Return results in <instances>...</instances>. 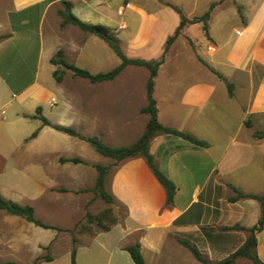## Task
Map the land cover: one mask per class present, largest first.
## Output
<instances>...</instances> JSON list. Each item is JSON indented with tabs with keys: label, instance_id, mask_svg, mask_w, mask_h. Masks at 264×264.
<instances>
[{
	"label": "crops",
	"instance_id": "obj_1",
	"mask_svg": "<svg viewBox=\"0 0 264 264\" xmlns=\"http://www.w3.org/2000/svg\"><path fill=\"white\" fill-rule=\"evenodd\" d=\"M235 1L243 10L213 9L207 33L203 22L188 24L180 32L188 37V28L198 26L212 41L206 56L195 54L199 73L182 74L172 66V75L155 77L160 123L207 144L199 147L166 134L152 140L150 154L176 186L173 202L168 204L166 189L143 157L145 162L139 157L124 160L114 166L107 182L109 195L125 211L123 217L112 208L107 216L105 209L100 215L104 221L96 219L97 230L80 231L74 245L66 246L59 231L0 211V264H72L73 251L76 264H135L127 252L135 244L145 264H198L180 240L210 262L222 261L243 246L247 232L226 228L251 229L261 217L259 201L231 198L237 192L264 195V137L256 136L264 133V0ZM63 2L82 23L109 29L128 59L144 61L160 60L180 27L174 8L192 21L217 4L211 3L203 14L194 9L185 15L179 5L166 6L163 0H0V195L33 207L38 220L57 228L64 226L57 219L59 210L70 213L64 195L92 193L95 167L108 163L89 144L55 127L77 132L85 125L112 142L139 120H131L127 109L123 114L122 104L117 115L109 107L119 91L125 101L138 95V86L121 83L131 68L112 81H88L86 98L81 90L85 79L51 63L62 53L67 63L92 75L121 64L104 40L63 25ZM222 33L223 41L217 37ZM177 40L170 47L173 56L179 51ZM210 45L215 52L208 51ZM211 69L232 85V93ZM55 72H64L61 83ZM144 107L136 109L137 117ZM38 108L50 126L36 118ZM118 147L128 146H113ZM75 158L83 163L60 162ZM257 256L264 264V228L257 234Z\"/></svg>",
	"mask_w": 264,
	"mask_h": 264
},
{
	"label": "trees",
	"instance_id": "obj_2",
	"mask_svg": "<svg viewBox=\"0 0 264 264\" xmlns=\"http://www.w3.org/2000/svg\"><path fill=\"white\" fill-rule=\"evenodd\" d=\"M62 6L64 10L60 12V16L63 19V25L66 24H72L76 27H78L83 32L98 36L102 40H104L109 47L114 51V53L118 56V58L121 60V64L113 69L112 71L105 73V74H98V75H92L89 71L85 69H81L79 67H76L74 65H71L67 63L62 53H58L56 55V58L51 61L53 65L56 66H62L66 71L72 73L75 77H80L82 79L88 80L89 82L96 84L106 81H112L114 80L118 75H120L126 68L129 66H138V67H144L149 71V78L147 81V106L141 110L142 113L148 114L150 116L149 122L147 124V127L145 129V132L143 135L131 146L128 147H119V148H113L110 146L105 145L102 143L98 138H81L80 135L71 128H64V127H55L56 130L63 132L69 136L81 138L86 143H88L100 156L104 158H108L115 163H120L124 160L135 158V157H143L158 181L162 184V186L167 191V201L168 204H171L173 202V198L176 192V186L159 170L158 166L156 165V162L153 158V156L150 154V144L152 140L159 136V135H173L180 137L191 144L199 147H207V144L205 142H202L196 138H194L192 135L176 131L171 128H167L163 126L159 119H158V110H157V103L154 99V85H155V77L158 74V71L160 67L165 63L166 54L168 53L171 45L174 43V41L179 36L181 30L188 24H194L198 22L204 23V31L207 33V24L206 22L210 18V13L213 10V8L216 6V4H212L207 11V13L201 17L194 19L192 21H189L185 18V16L182 14V12L174 8V10L180 15L181 23L180 27L174 34V36L170 37L167 41L166 48L164 55L162 58L158 61H144V60H134V59H128L122 52L119 43L117 39L114 37V35L103 26H93V25H87L79 21L77 18H75L70 11V5L66 2L62 3ZM211 71L216 74L221 80H223L230 93H232V85L229 84L220 74H218L215 70L211 69ZM64 77V72H55L54 78L58 83H61ZM38 116L36 118H39L43 121L44 125L50 126V123L42 117L41 109L38 108L37 110ZM37 133H34L32 138H35ZM257 137H264V133H258L256 135ZM60 162L62 164L65 163H73V164H81L83 163L80 159H61ZM97 171V179L96 184L93 192H98L101 197L107 202L112 203L113 198L105 192L104 187V179L106 172L108 171L106 167L102 165H97L96 167ZM237 192V191H236ZM238 198H248V199H254L260 202L261 204V217L258 221V224L251 229H244L242 227L236 226L233 228H226L227 230H243L247 232V239L242 247H240L235 253L227 257L226 259L219 261L215 264H234L236 260L243 258L250 260L253 264H263L260 259L257 256V234L262 231L264 228V195L262 196H255V195H244L240 192H237L236 198L231 199L232 201L237 200ZM0 211H4L7 214L14 215L21 217L28 221L29 223L34 224L35 226H38L40 228L44 229H55L52 226H48L44 224L42 221L38 220L35 217L34 208L31 206H22L15 202L6 200L0 195ZM180 243L188 248L194 257L202 264H210L203 255L200 253V251L190 244L187 241L180 240ZM127 252L130 254L132 260L135 264H145L144 258L140 251V245L135 244L131 245L127 248ZM46 260H50V258H47ZM12 264V263H7ZM72 264H76L75 262V252H72Z\"/></svg>",
	"mask_w": 264,
	"mask_h": 264
},
{
	"label": "rangeland",
	"instance_id": "obj_3",
	"mask_svg": "<svg viewBox=\"0 0 264 264\" xmlns=\"http://www.w3.org/2000/svg\"><path fill=\"white\" fill-rule=\"evenodd\" d=\"M219 1L220 0H197V3L195 4V0H163V5L165 4L166 6H172V5L177 4L179 5L178 7L181 8V10L183 11L185 15L189 11L194 10V9H195V13L203 14L204 12L208 10L209 5L213 2L217 3L216 6L213 8L214 11H218V12L225 11L228 13H233L234 11L241 12L243 10V8L240 7L236 3L235 0H222L220 3ZM229 21H230V25H233L234 23H236V21H234L231 16H230ZM187 32H188V37H190V39L192 40L195 48L192 49L190 47L191 41L186 35L180 34L178 36V40L176 43L177 47L179 48V51L178 52L176 51L175 52L176 54L173 56L172 51L169 49L168 53L166 54V59H165V61H167L165 63L166 65L164 64L161 67L160 72L158 73L160 78H163L168 75H172V71H173L172 66L178 67L177 69H179L180 73L182 74L199 73L197 71L198 65L195 62V54L199 53L203 56H206L207 45L212 44V41L207 36L204 35V32L202 31V29L198 26H191L190 28H188ZM217 37L220 38V40L222 41L224 40L223 33L221 35H218ZM172 59L175 61L174 65H172ZM128 68H131L132 71L130 73L127 72L123 75L121 83L123 81V83H126V85L138 86L139 93L134 99L130 97L128 101H125L126 98L124 94L121 96V92L119 91L117 95L115 96L116 98L114 97L112 100V103L109 104V107L112 106V111L117 115L118 113H120V109H121L120 106L122 104L123 110L121 112L123 114L127 112L131 120H136L137 118H139L138 123L133 125V130H131L130 128L132 127H130L128 132H126V130L122 131L124 133H122L121 138H117V140L114 139L112 142L106 140V138L104 139L99 138V136H96L97 134H95L85 125H83L81 128H78L77 126V128L79 129L77 133L80 135L81 138L87 139V138L98 137V139L102 143H104L105 145L111 144L112 146L110 147H113L116 145H124V146L130 145L131 146L143 135L147 127V124L149 122L150 116L140 111V114L137 117L135 115V112H136V109H138L143 104H145V107L147 106V89H146V100L144 101L140 96L141 95L140 91H141V87L143 84L142 82V80L144 79L143 77H145L146 80L148 81L149 71L144 67H138V66H129ZM34 72H35V68H33L32 75L34 74ZM68 74H72V73L68 72ZM133 75L135 77L134 79H131L130 77ZM147 81H146V86H147ZM84 82L86 83H82V86L86 87L87 86L86 84H88L87 83L88 80L87 81L84 80ZM121 83L117 84L118 90H120ZM81 90L83 92V95L87 98L89 94L88 88L82 87ZM84 101L86 102V105H87V99H85ZM126 105H127V108L124 107ZM81 117L83 119L84 117L87 118L86 115H82ZM143 128H144V131L142 132ZM141 132H142V135L139 137ZM118 133H121V132H118ZM81 138L75 137L76 140H81L82 143H86ZM105 160H106V163L108 164L104 163V165L102 166L106 167L108 171L106 172V175H105L104 187H105V192L109 194L107 190L108 178H109L110 173L114 170V166L118 165V163H115L114 161L108 158H105ZM139 160H143L145 162V160L141 157H139ZM236 196L237 194L231 199L236 198ZM239 199H246V198H238L237 200ZM64 206L66 210L70 211V213L68 214L66 211L62 212L59 210V216L57 219L59 220V223L63 224L64 226L61 228L54 227L55 229L53 230L59 231L60 236L63 237L65 240L66 246H69L71 244L74 245L73 239L76 235L80 233V231H87L89 228L97 230L99 227L96 226V221H97L96 219L104 221L103 217L100 215L101 213L105 211V209L107 212V216L109 214L110 208H112V210L117 214L119 218L123 217L124 212H125L124 209L117 202L113 201L112 203H107L98 192H93V191L92 193L88 195L82 194L80 196L78 195L74 196L72 194H65L64 195ZM39 215H41L40 211H38V216ZM106 220L108 219L106 218ZM195 260L198 262V264H202L196 258ZM205 260L208 261L207 258H205ZM208 262L210 264L217 263V262H210V261ZM234 264H253V263L248 259L240 258L236 260Z\"/></svg>",
	"mask_w": 264,
	"mask_h": 264
},
{
	"label": "built area",
	"instance_id": "obj_4",
	"mask_svg": "<svg viewBox=\"0 0 264 264\" xmlns=\"http://www.w3.org/2000/svg\"><path fill=\"white\" fill-rule=\"evenodd\" d=\"M208 51H209V52H215V51H216V48H215L214 46L210 45V46L208 47Z\"/></svg>",
	"mask_w": 264,
	"mask_h": 264
}]
</instances>
